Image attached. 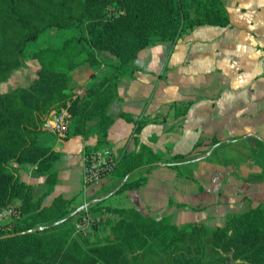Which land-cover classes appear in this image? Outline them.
<instances>
[{"label":"trees","instance_id":"16d2710c","mask_svg":"<svg viewBox=\"0 0 264 264\" xmlns=\"http://www.w3.org/2000/svg\"><path fill=\"white\" fill-rule=\"evenodd\" d=\"M228 23L222 0H0V84L22 70L25 60L35 69L28 84L0 91V207L17 201L21 211L19 219L0 225V264H264V203L230 213L223 225L210 227L177 225L169 215L148 216L134 207L93 202L87 208L93 217L100 211L115 215L106 220L107 235L93 240L74 233V220L85 215L83 209L60 221L79 207L75 198L58 195L43 204L61 157L51 146L55 136L40 129L51 109L67 107V137L95 134L97 145L106 143L113 122L108 108L117 98L118 81L130 75V64L142 49L174 43L197 26ZM50 30L67 36L37 45L44 36L50 38ZM102 52L115 60L108 62ZM85 64L92 79L78 94L73 73ZM101 64L108 71L100 73ZM186 109L181 107L182 114ZM145 122L136 121L135 132ZM194 157L192 152L175 154L163 164L178 170L183 164L178 161ZM11 161L33 165L46 176V190L36 197L33 185L11 169ZM159 161L150 147L123 152L110 174L126 179L115 194L145 184L142 171ZM36 227L42 228L11 235Z\"/></svg>","mask_w":264,"mask_h":264},{"label":"crops","instance_id":"0c3cea01","mask_svg":"<svg viewBox=\"0 0 264 264\" xmlns=\"http://www.w3.org/2000/svg\"><path fill=\"white\" fill-rule=\"evenodd\" d=\"M222 4L226 26L194 27L174 43L142 49L132 60V71L118 81L117 98L108 108L113 122L106 143L97 145L95 134L51 140L61 157L44 205L61 195L75 198L79 207L102 201L103 206L134 207L148 216L169 215L177 225L215 227L230 213L264 203V0ZM91 74L85 64L73 77L88 83ZM140 119L146 122L135 132ZM197 142L201 145L195 147ZM143 146L161 159L142 171L148 177L145 184L114 194L122 180L108 175L83 186L87 151L108 147L119 157ZM190 152L195 157L178 161L183 163L178 170L163 164ZM13 167L34 189L45 186L46 176L33 165Z\"/></svg>","mask_w":264,"mask_h":264},{"label":"built area","instance_id":"2783aa9c","mask_svg":"<svg viewBox=\"0 0 264 264\" xmlns=\"http://www.w3.org/2000/svg\"><path fill=\"white\" fill-rule=\"evenodd\" d=\"M70 127V113L67 107L53 108L44 118L40 129L58 139L67 137ZM82 183L88 187L101 181L114 170L117 163V155L108 147L97 148L87 151L82 161ZM90 203H85L82 209L86 212L82 220L76 223V230L85 233V229L94 223L100 222V217H93L87 208ZM21 211L15 205L0 207V225L19 219Z\"/></svg>","mask_w":264,"mask_h":264},{"label":"rangeland","instance_id":"374dc122","mask_svg":"<svg viewBox=\"0 0 264 264\" xmlns=\"http://www.w3.org/2000/svg\"><path fill=\"white\" fill-rule=\"evenodd\" d=\"M71 35V33H69ZM50 38H47V36H44L46 38L42 39L40 42V44L37 45H41L42 43L44 44H55L59 41H61L62 39H64L67 35H59L55 30H50L49 32ZM101 56H104L106 59H108V62H112L115 60L114 56H111L110 54L106 53V52H102ZM25 62V67L15 73H12L11 76L9 77V79L5 82L0 84V91L2 90H6L7 88H11L14 84H28L34 77V68L32 67L33 62L31 61H24ZM108 71L107 66L101 67L100 73H104ZM87 84V81L85 80V78H80L79 76L73 77V89L74 91H80L83 89L84 85ZM76 93V92H75ZM13 164H17L13 161L9 162V166H11L12 170H15L13 167ZM23 168H28L30 167V164H22ZM47 188L46 184L45 186H37L34 190H35V196H39L41 195ZM115 194V193H114ZM113 195V194H110ZM10 205H15L14 204H10ZM111 207H115L110 205ZM82 210V207L81 209ZM79 210V211H80ZM96 216L100 217L101 220L103 219L104 222L102 224L99 225V227L97 229L93 228V225L87 227L85 229V233H81L83 235V237H89L88 239L93 240L95 237L99 236V238L104 237L105 235H107L108 233V223L106 222L107 218L109 217V219H113L114 218V214L112 213V211H100L98 214H96ZM226 217V216H225ZM79 217H77L74 221L76 223H79L81 221V219H79ZM225 221V218H224ZM76 223H75V228H76ZM224 223V222H223ZM223 225V224H222ZM81 231H77L75 229V234L79 233Z\"/></svg>","mask_w":264,"mask_h":264},{"label":"water","instance_id":"95a60500","mask_svg":"<svg viewBox=\"0 0 264 264\" xmlns=\"http://www.w3.org/2000/svg\"><path fill=\"white\" fill-rule=\"evenodd\" d=\"M125 180H126V179H123L122 182L120 183V185L117 187V189H115L112 193L116 192V191L122 186V184L125 182ZM112 193H111V194H112ZM81 207H83V205H82ZM81 207L77 208L74 212H72L71 214H69L68 216H66L64 219H62V220H60V221H63V220H65V219H68V218L71 217L73 214L77 213V212L81 209ZM60 221H58V222H60ZM58 222H56V223H58ZM41 228H42V227H36V228L29 229V230H25V231H20V232H17V233H13V234H11V235H15V234H23V233H27V232H30V231H35V230H38V229H41ZM7 236H10V234H8Z\"/></svg>","mask_w":264,"mask_h":264}]
</instances>
